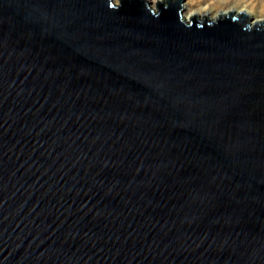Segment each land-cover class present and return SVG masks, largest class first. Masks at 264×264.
I'll use <instances>...</instances> for the list:
<instances>
[{"label": "water", "instance_id": "1", "mask_svg": "<svg viewBox=\"0 0 264 264\" xmlns=\"http://www.w3.org/2000/svg\"><path fill=\"white\" fill-rule=\"evenodd\" d=\"M182 0H0V264H264V21Z\"/></svg>", "mask_w": 264, "mask_h": 264}, {"label": "rangeland", "instance_id": "2", "mask_svg": "<svg viewBox=\"0 0 264 264\" xmlns=\"http://www.w3.org/2000/svg\"><path fill=\"white\" fill-rule=\"evenodd\" d=\"M186 2L188 4L185 8L183 4ZM181 3L183 13L190 7H209L211 9L213 8L212 10L238 7L248 9L253 15H259L260 17L264 18V0H182ZM151 7L156 8L157 6Z\"/></svg>", "mask_w": 264, "mask_h": 264}, {"label": "bare ground", "instance_id": "3", "mask_svg": "<svg viewBox=\"0 0 264 264\" xmlns=\"http://www.w3.org/2000/svg\"><path fill=\"white\" fill-rule=\"evenodd\" d=\"M114 1H115V3H120L121 2V0H114ZM147 1H148L149 5L157 6V4H156L157 0H147ZM158 1H161V0H158ZM187 4L188 3L186 2L185 4H183V6L186 8ZM212 9L209 8V7H201L200 6L198 8L190 7L184 13L182 12V10H181V12H182V17H183V19L185 21H189L190 18L194 16V14L197 15V17L199 19H203V15H206L208 17L206 19V21H211L212 19H216L219 14L228 12L230 10H232L233 13H235V14L239 13V11L246 12L248 14V16H249V21H250L251 24L253 22H255V21H260V20L264 21L263 17H260L259 15H253L248 9H244V8L231 7V8H228V9H218V10H212Z\"/></svg>", "mask_w": 264, "mask_h": 264}]
</instances>
